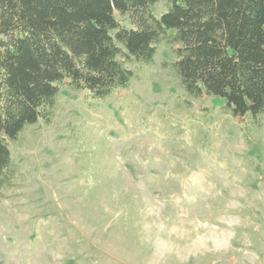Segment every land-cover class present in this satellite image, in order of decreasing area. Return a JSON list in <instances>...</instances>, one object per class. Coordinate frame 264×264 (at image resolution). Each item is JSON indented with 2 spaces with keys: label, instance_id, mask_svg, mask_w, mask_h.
Wrapping results in <instances>:
<instances>
[{
  "label": "rangeland",
  "instance_id": "obj_1",
  "mask_svg": "<svg viewBox=\"0 0 264 264\" xmlns=\"http://www.w3.org/2000/svg\"><path fill=\"white\" fill-rule=\"evenodd\" d=\"M174 59L164 41L126 63L106 100L63 87L51 121L9 143L0 264H264V114L188 95Z\"/></svg>",
  "mask_w": 264,
  "mask_h": 264
},
{
  "label": "trees",
  "instance_id": "obj_2",
  "mask_svg": "<svg viewBox=\"0 0 264 264\" xmlns=\"http://www.w3.org/2000/svg\"><path fill=\"white\" fill-rule=\"evenodd\" d=\"M164 41L188 95L264 114V0H0V190L16 171L9 143L51 121L63 87L106 100L134 78L126 63L151 64Z\"/></svg>",
  "mask_w": 264,
  "mask_h": 264
}]
</instances>
